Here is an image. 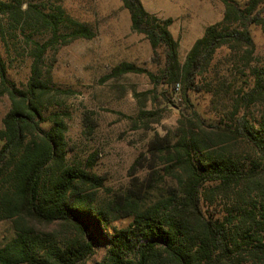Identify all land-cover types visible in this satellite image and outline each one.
Wrapping results in <instances>:
<instances>
[{
    "label": "trees",
    "instance_id": "1",
    "mask_svg": "<svg viewBox=\"0 0 264 264\" xmlns=\"http://www.w3.org/2000/svg\"><path fill=\"white\" fill-rule=\"evenodd\" d=\"M121 1L132 30L155 56L163 50L166 63L160 76L133 63H122L113 76L148 74L156 85L180 83L184 93L204 77L218 121L207 123L197 111L194 120L182 117L174 137L152 141L150 161L144 154L135 161L129 189L99 202L95 154L85 166L69 159L70 114L59 98L71 92L44 70L52 49L97 32L61 3L0 0L2 42L10 50L20 32L32 58L22 88L10 81L0 50L1 91L12 103L0 131V223L11 225L0 264H81L101 249L100 264H264V66L253 65L251 34L252 26L264 29L263 0L244 6L221 0L223 20L207 27L184 63L173 18L150 13L142 0ZM221 49L245 79L210 77ZM142 167L150 171L144 180L135 176ZM120 220L128 223L114 224Z\"/></svg>",
    "mask_w": 264,
    "mask_h": 264
},
{
    "label": "rangeland",
    "instance_id": "2",
    "mask_svg": "<svg viewBox=\"0 0 264 264\" xmlns=\"http://www.w3.org/2000/svg\"><path fill=\"white\" fill-rule=\"evenodd\" d=\"M42 1L61 3L69 15L89 24L97 32L92 40L78 39L52 49L47 54L44 70L57 88L71 92L59 98L64 110L70 114L67 121L69 159L71 163L85 166L89 156L95 154V166L91 170L103 178V187L98 192L99 202L107 203L129 189L134 178L131 168L135 161L142 154L150 161L152 156L148 151L152 141L156 136L174 137L182 117H186L185 122L194 120L193 112L197 111L207 123L218 121L213 111V94L208 93L204 77H199L198 85L184 93L180 83L165 81L156 85L148 74L113 76V70L122 63H133L160 76L166 63L163 50L155 56L146 37L132 30L130 13L121 0ZM234 1L243 6L249 2ZM142 2L150 13L163 19L173 18L171 32L180 42L182 63L207 27L222 21L225 13L221 0ZM259 9L264 10V0ZM251 34L256 44L253 65L264 66V29L252 26ZM10 43L8 50L0 36V50L7 64L9 79L23 88L31 75V42L19 32L18 39L12 38ZM232 60L229 50H219L212 65L214 73L211 72L210 77L216 81L245 79L244 70L236 71ZM11 108V99L0 86V131ZM85 118L89 121L88 126ZM2 146L0 139V149ZM149 173L147 167H142L135 176L144 180ZM127 223L120 220L114 224L122 227ZM10 234V223H0V244ZM104 256L105 251L98 250L81 264H100Z\"/></svg>",
    "mask_w": 264,
    "mask_h": 264
}]
</instances>
